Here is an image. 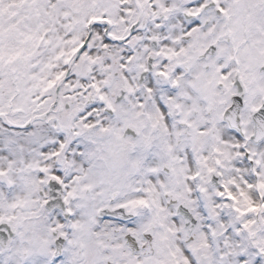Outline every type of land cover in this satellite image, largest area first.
<instances>
[{"label":"snow or ice","instance_id":"snow-or-ice-1","mask_svg":"<svg viewBox=\"0 0 264 264\" xmlns=\"http://www.w3.org/2000/svg\"><path fill=\"white\" fill-rule=\"evenodd\" d=\"M0 264H264V0H0Z\"/></svg>","mask_w":264,"mask_h":264}]
</instances>
